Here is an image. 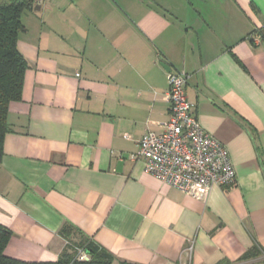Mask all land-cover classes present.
I'll use <instances>...</instances> for the list:
<instances>
[{
  "label": "crops",
  "instance_id": "crops-1",
  "mask_svg": "<svg viewBox=\"0 0 264 264\" xmlns=\"http://www.w3.org/2000/svg\"><path fill=\"white\" fill-rule=\"evenodd\" d=\"M27 1L0 160L5 255L56 262L90 244L112 264H264V0ZM165 66L235 172L205 199L130 159L169 118Z\"/></svg>",
  "mask_w": 264,
  "mask_h": 264
},
{
  "label": "built area",
  "instance_id": "built-area-1",
  "mask_svg": "<svg viewBox=\"0 0 264 264\" xmlns=\"http://www.w3.org/2000/svg\"><path fill=\"white\" fill-rule=\"evenodd\" d=\"M259 38L253 42L258 43ZM78 76V74L76 75ZM168 88L164 99L169 103V118L159 133L147 130L139 140L132 161L143 162V171L178 191L205 199L209 189L230 187L235 172L225 146L200 126L188 101L183 72L167 73ZM191 247L187 248V254ZM76 260L87 261L83 249L76 250Z\"/></svg>",
  "mask_w": 264,
  "mask_h": 264
},
{
  "label": "trees",
  "instance_id": "trees-1",
  "mask_svg": "<svg viewBox=\"0 0 264 264\" xmlns=\"http://www.w3.org/2000/svg\"><path fill=\"white\" fill-rule=\"evenodd\" d=\"M32 8L27 0H7L0 4V160L2 158V145L5 135L9 132L7 114L10 103L21 97L24 72L27 68L25 59L17 49V38L24 27L21 16ZM11 237V232L0 225V264H112V257L101 250L91 246L81 247L88 256L87 261L79 262L74 257L69 260L67 256L56 262H26L10 258L5 255V246Z\"/></svg>",
  "mask_w": 264,
  "mask_h": 264
},
{
  "label": "water",
  "instance_id": "water-1",
  "mask_svg": "<svg viewBox=\"0 0 264 264\" xmlns=\"http://www.w3.org/2000/svg\"><path fill=\"white\" fill-rule=\"evenodd\" d=\"M35 4H36V5H35V7L33 8V10H34V11H37V10H39V8H40V1H36ZM164 68H165V71L169 72V68H168V67L165 66Z\"/></svg>",
  "mask_w": 264,
  "mask_h": 264
},
{
  "label": "rangeland",
  "instance_id": "rangeland-1",
  "mask_svg": "<svg viewBox=\"0 0 264 264\" xmlns=\"http://www.w3.org/2000/svg\"><path fill=\"white\" fill-rule=\"evenodd\" d=\"M7 0H0V4L6 3Z\"/></svg>",
  "mask_w": 264,
  "mask_h": 264
}]
</instances>
